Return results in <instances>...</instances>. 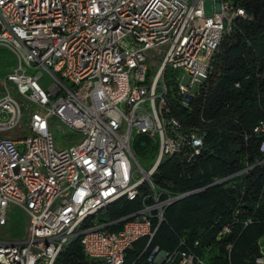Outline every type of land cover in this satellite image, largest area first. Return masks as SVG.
I'll list each match as a JSON object with an SVG mask.
<instances>
[{"label":"built area","instance_id":"obj_1","mask_svg":"<svg viewBox=\"0 0 264 264\" xmlns=\"http://www.w3.org/2000/svg\"><path fill=\"white\" fill-rule=\"evenodd\" d=\"M205 1L0 0V46L17 59L0 80V229L12 209L26 215L22 238L0 239V264H53L73 241L97 264H124L139 240L129 264H208L183 239L152 245L166 207L198 191L157 179L164 161L186 167L202 153L205 131L173 105L192 110L222 39L248 19L230 0H209L206 14ZM253 132L264 136V121ZM120 200L138 208L105 219Z\"/></svg>","mask_w":264,"mask_h":264},{"label":"trees","instance_id":"obj_2","mask_svg":"<svg viewBox=\"0 0 264 264\" xmlns=\"http://www.w3.org/2000/svg\"><path fill=\"white\" fill-rule=\"evenodd\" d=\"M230 2L248 19L236 18L232 33L222 39L192 110L177 105L172 110L181 123L205 131L202 153L186 167L164 161L157 177L159 183L172 182L175 192L198 191L166 207L152 245L172 250L183 239L208 264H253L259 255L258 240L264 236V152L259 150L264 136L253 132L264 121V0ZM137 140L140 144L148 139ZM216 179L226 180L209 186ZM137 208L136 201L120 200L104 217L115 220ZM224 227L229 231L219 237ZM142 247L135 243L124 264L134 261ZM207 251L212 253L209 260L204 256ZM53 264L97 263L73 241Z\"/></svg>","mask_w":264,"mask_h":264},{"label":"rangeland","instance_id":"obj_3","mask_svg":"<svg viewBox=\"0 0 264 264\" xmlns=\"http://www.w3.org/2000/svg\"><path fill=\"white\" fill-rule=\"evenodd\" d=\"M205 13H211V2L209 0L205 1ZM17 66V59L15 58L12 51L4 46H0V80L8 73L12 72ZM197 84L194 86L192 91H195ZM19 100L23 102L22 98L19 97ZM24 105V102H23ZM26 119V118H25ZM53 136L57 145L66 146L68 143H64L61 140V130L53 129ZM137 160L143 165L144 168H148L151 164V156L148 155L147 151H138ZM141 176V173H136L135 177ZM26 228V215L25 213L18 209L14 208L9 214V223L7 227L0 229V239L4 240H18L23 237ZM259 250L261 247H264V242L257 243ZM264 249V248H262ZM204 256L209 260L212 257L210 251L204 252Z\"/></svg>","mask_w":264,"mask_h":264},{"label":"crops","instance_id":"obj_4","mask_svg":"<svg viewBox=\"0 0 264 264\" xmlns=\"http://www.w3.org/2000/svg\"><path fill=\"white\" fill-rule=\"evenodd\" d=\"M262 242H264V236H262L259 240H258V243L260 244V243H262ZM143 240H139L138 242H136V244L138 245V244H141V245H143Z\"/></svg>","mask_w":264,"mask_h":264},{"label":"water","instance_id":"obj_5","mask_svg":"<svg viewBox=\"0 0 264 264\" xmlns=\"http://www.w3.org/2000/svg\"><path fill=\"white\" fill-rule=\"evenodd\" d=\"M213 185H216V184H211V185H209V186H213ZM209 186H207V187H209ZM194 192H191V193H188L187 195H185L184 197H186V196H189V195H191V194H193ZM181 198H179V199H177V200H175V201H173V203L174 202H176V201H178V200H180Z\"/></svg>","mask_w":264,"mask_h":264}]
</instances>
